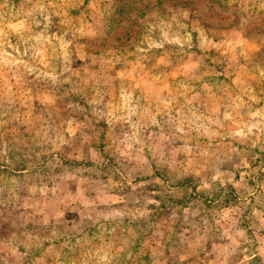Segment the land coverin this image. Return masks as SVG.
Listing matches in <instances>:
<instances>
[{"label": "rangeland", "instance_id": "374dc122", "mask_svg": "<svg viewBox=\"0 0 264 264\" xmlns=\"http://www.w3.org/2000/svg\"><path fill=\"white\" fill-rule=\"evenodd\" d=\"M0 264H264V0H0Z\"/></svg>", "mask_w": 264, "mask_h": 264}]
</instances>
